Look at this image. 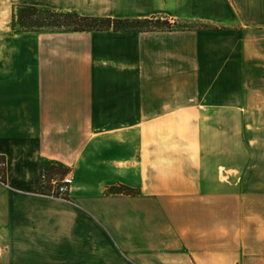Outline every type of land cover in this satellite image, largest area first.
<instances>
[{"label": "crops", "instance_id": "0c3cea01", "mask_svg": "<svg viewBox=\"0 0 264 264\" xmlns=\"http://www.w3.org/2000/svg\"><path fill=\"white\" fill-rule=\"evenodd\" d=\"M19 4L202 26L19 30ZM259 110L264 0H0V264H264V152L202 178Z\"/></svg>", "mask_w": 264, "mask_h": 264}, {"label": "rangeland", "instance_id": "374dc122", "mask_svg": "<svg viewBox=\"0 0 264 264\" xmlns=\"http://www.w3.org/2000/svg\"><path fill=\"white\" fill-rule=\"evenodd\" d=\"M163 20L164 19L162 18V19H159V21L157 22H154V21L152 23L143 22V23L138 24V26L136 27L151 28L152 26H154V28L156 29L158 28L166 29L168 27V24L165 23ZM168 22H173V20L169 19ZM169 25L170 27L168 28H172V30H181V29H188V28L194 29V28L202 26V24L198 21L179 20V19L175 20L174 23H170ZM14 27H18L17 23H15ZM236 117H238V115H236ZM243 120H242L243 124L246 123L249 126L242 129L241 133L237 135V138H234L228 141L230 148H228V146L226 148L222 147L220 150L218 149V151L214 153L216 154L218 158L217 162H213V161L207 162L206 167L202 168V172L205 171L206 169V174L204 173V176L202 174V178H204V180L206 181H209L210 184L215 182V184L220 185V184L226 183L227 181H232V182L235 181V183L237 182V184H239V182L236 181L234 177L240 174L239 166H241V164L246 163L241 160L242 156H244L247 153H256L258 151L264 152V145L262 144V142L258 143V137H262V136L264 137V110L263 112H261V110L254 111V112H244ZM220 158H221V161L219 160ZM0 159L4 161V158H0ZM233 165L238 169L237 172H235L234 170H230V167H233ZM44 167L45 169L49 168V165H44ZM226 167H229V168H226ZM51 168L52 170L50 169L43 170L40 173V186H41L40 193L43 196L49 197V198H53V197L43 194V193L49 192L48 188L46 187L47 178L49 177L60 178L64 173H67V172L72 176V174L70 173V170L64 165L62 166L61 164H54L51 166ZM224 169L228 170L226 171L227 176L228 174H233L232 176L229 177V179L228 177L225 178ZM215 171H216V179L213 178ZM2 175H3V169L0 170V177H2ZM42 175L45 176V180L42 178ZM71 187H72V183L68 190L69 197H70ZM53 199H56V198H53ZM221 199L222 198H218V200H221Z\"/></svg>", "mask_w": 264, "mask_h": 264}, {"label": "trees", "instance_id": "16d2710c", "mask_svg": "<svg viewBox=\"0 0 264 264\" xmlns=\"http://www.w3.org/2000/svg\"><path fill=\"white\" fill-rule=\"evenodd\" d=\"M163 21L170 27L167 17L150 18H121L111 16H89L81 15L74 10H57L49 7H43L33 4H19L12 16V26L17 23L19 30H52V31H94L107 30L114 31H145V30H172V28L156 29L136 27L140 23H152ZM1 158V157H0ZM52 170L51 166L47 170ZM1 182H5L4 174L0 177ZM114 192L135 193L134 189L116 186Z\"/></svg>", "mask_w": 264, "mask_h": 264}, {"label": "built area", "instance_id": "2783aa9c", "mask_svg": "<svg viewBox=\"0 0 264 264\" xmlns=\"http://www.w3.org/2000/svg\"><path fill=\"white\" fill-rule=\"evenodd\" d=\"M4 167V161L0 159V170ZM45 180V176L42 175ZM72 183V176L67 172L64 173L60 178L49 177L47 178V185L49 192L43 193L47 196L56 198L61 201H70L68 194L69 187Z\"/></svg>", "mask_w": 264, "mask_h": 264}]
</instances>
